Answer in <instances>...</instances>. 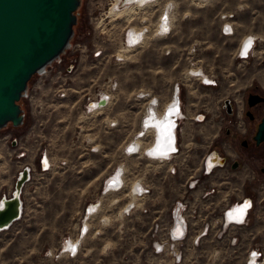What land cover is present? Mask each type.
Returning <instances> with one entry per match:
<instances>
[{"label":"rangeland","instance_id":"rangeland-1","mask_svg":"<svg viewBox=\"0 0 264 264\" xmlns=\"http://www.w3.org/2000/svg\"><path fill=\"white\" fill-rule=\"evenodd\" d=\"M113 2L82 0L70 47L62 65L55 64L51 71L66 73L67 93L48 94L57 84L50 82L53 74L35 83L40 105L33 113L27 108L28 123L14 128L22 132L40 120L41 139L55 165L31 177L20 217L0 230V264H171L169 249L156 253L152 241L164 243L160 234L169 227L174 206L187 195L188 174L204 178L197 167H190L212 146L226 150L225 126L237 131L243 127L238 125L242 118L236 123L234 114H226L223 100L230 98L241 111L244 89L256 83L264 91V0H154L112 19L107 14ZM163 15L170 19V30L158 33L156 24ZM225 23L232 25L230 34L223 33ZM127 28H146L140 44H123ZM248 35L256 37L253 48L240 58L239 45ZM95 49L100 53L93 56ZM197 68L214 84L187 73ZM177 86L184 116L176 128L179 149L169 160L152 158L144 150L153 131L138 138L137 133L149 100L155 98L162 112ZM99 91L109 92L110 102L88 110L87 96ZM134 139L140 141L138 150L124 152ZM173 162L176 173L169 172ZM261 165L257 161L252 166L257 182H264ZM118 166L125 168L126 185L107 190L104 180L119 171ZM13 171L9 166L2 176L7 185L13 183ZM136 181L146 183L148 191L135 196L131 185ZM241 189L253 192L248 184ZM259 195L263 198L258 208L264 214V189ZM90 204L95 207L89 209ZM87 205L89 211L96 208L90 215L84 212ZM250 222L242 229L247 238L237 248L217 235L204 237L193 252L199 264H243L250 236L264 244V217ZM69 237L79 238L73 250L62 246Z\"/></svg>","mask_w":264,"mask_h":264},{"label":"built area","instance_id":"built-area-1","mask_svg":"<svg viewBox=\"0 0 264 264\" xmlns=\"http://www.w3.org/2000/svg\"><path fill=\"white\" fill-rule=\"evenodd\" d=\"M231 27L232 25L230 24L223 25V33L226 34L228 32L230 34L233 31ZM129 30L130 29L127 28L123 33V44L127 47H133L140 44L141 41L138 42V35L133 33L129 34ZM156 30L158 33H166L170 30V25L167 23V20L159 19L156 24ZM240 49L238 51V57L245 58L249 55L250 49L249 53H243ZM92 53L93 56H96L100 53V50L95 49ZM62 63L63 55L57 57L54 62L47 65L41 72L35 74L36 78L34 82H32V80L29 81L28 87L22 97L25 105L23 106L25 120H27V108L31 109L33 113V108L40 105L38 94L36 95L35 83L43 81L48 78L49 75L53 74V76L50 77V82L57 84L47 90L48 94L50 96L63 97L67 93V87L64 86L67 79V76H65L66 73L59 72L60 70H58V72H51L55 64L59 66L62 65ZM100 92L106 91L95 92L87 96L85 107L88 110H98L96 108L98 105L102 108V106L107 103L106 101L105 104H100L99 99L104 97ZM91 100L95 101L96 104L90 105ZM25 101L27 102V105L25 104ZM40 124V120H35L31 124L29 123L27 128L22 132L14 131L15 127L10 125L0 129V197L2 195L10 196L19 172L23 168H27L28 171V178L25 180L21 190V213L23 209L22 194L24 193V188L27 182L35 174L40 175L50 172L55 165V158L50 154L49 149L41 139L42 132L39 128ZM124 152L130 153L132 152V149L128 150L124 147ZM175 152L176 148L171 152L173 153L172 156L164 159L169 160L174 156ZM173 163L174 164L169 168L170 173H176L178 169L176 162ZM9 166L14 167V171L11 174L14 180L12 184L7 185L6 182L2 181V176L5 172L9 171ZM214 168V166L204 164V167L201 168V172L206 176L211 174ZM251 177L253 178V174ZM198 180V177H194L192 172L188 174V179L185 184L187 195L184 197L183 201H178L179 203L174 206L171 211V222L169 227H166V229L161 232L162 234H160L164 235V243L159 242V240L152 241V250L156 253L169 249L168 252L171 255V264H199L196 254L193 255V252H196L195 249L202 242V239L208 235H217L216 237L222 238L228 247H239L243 244L244 239L247 238V236H244L247 232H243L242 229L249 226L251 224L250 221H256L264 217V214L258 208L259 203H261L260 201L263 198L259 195L264 189L263 180L259 181L257 187L250 182H247L249 183L251 190L257 191L256 197L251 196L252 193H242L235 199H232V197L229 198L227 194L221 199L218 197L220 194L219 184L221 185V183L225 182L221 181L217 184V182L212 181L209 176L203 178L201 181L199 180L200 182ZM105 183L106 179L104 180V185ZM112 184H115L114 187L107 184L106 189L116 190V188H118L117 190H119L124 188L126 185L124 167L119 171L118 179ZM195 184H200V188H195ZM134 185L138 188V196L148 191L146 183L142 182L141 184L139 181L134 182L131 187ZM3 187H5L4 190H2ZM87 209L88 205L85 208V212ZM95 209L96 208L90 211L93 212ZM183 209L184 212L182 213L181 210ZM178 220L183 227L180 236L176 235L173 231L175 227L174 224H176ZM252 238L253 236L249 237L248 245L244 248L245 253L242 262L243 264H264V244L260 241H253ZM168 242L169 246L167 245ZM185 250L190 251L191 254L186 255Z\"/></svg>","mask_w":264,"mask_h":264},{"label":"water","instance_id":"water-1","mask_svg":"<svg viewBox=\"0 0 264 264\" xmlns=\"http://www.w3.org/2000/svg\"><path fill=\"white\" fill-rule=\"evenodd\" d=\"M81 2L0 0V129L24 124V107L20 101L28 83L69 48ZM99 102L105 104L106 98H100ZM254 138L256 142L264 140V113ZM218 159L215 161H222ZM27 178V168H23L11 195L0 197V230L20 217L21 190Z\"/></svg>","mask_w":264,"mask_h":264},{"label":"flooded vegetation","instance_id":"flooded-vegetation-1","mask_svg":"<svg viewBox=\"0 0 264 264\" xmlns=\"http://www.w3.org/2000/svg\"><path fill=\"white\" fill-rule=\"evenodd\" d=\"M255 38L256 37L254 35V40ZM253 45H254V42H252L250 49L253 48ZM187 73L190 75L194 74L190 72H187ZM193 76L195 78L201 79V82L203 84H206V85L214 84V81H213L214 79L211 78V76H209L205 72H197ZM178 92H179V87L177 86L175 87L173 97L166 103V105H164L165 107L162 112L158 111V109L155 107L156 105H153L155 98H153L149 102V105L151 104L152 105L151 107H153V109H150L151 111H149L148 113L146 112L143 118V123L141 127L142 129L139 131V133H137L139 134L138 136L136 135L137 137L141 136V133H144V131H146V130L143 131V129L146 128L145 126L146 124L148 125L152 123L151 125L153 126L158 125L155 127L156 129L159 126H162L164 122L170 125L173 124V130H171L170 132V137H172L174 146L176 148V152L178 151L179 147L177 146L178 143H177V136H176V128L178 125V118L184 117L183 112L180 107L181 105L180 95ZM244 92H245V96L242 102L243 104H242L241 111H238L236 109L237 105L233 104L234 102L230 98L228 99L225 98L223 100V105L225 106V110H226L225 112L227 115L234 114L232 117L234 121L237 119L236 123L238 122V120H240L239 118H242V122L238 123L239 126L241 127L243 126L242 130H239V131L232 130L230 127L225 126L224 131H225L226 136L228 137H227V141L222 144H224V146L227 147L226 150L224 148L223 150H219L212 146V148L207 150L206 153L202 155L201 159L198 161L196 166L190 167V169L191 168L194 169L195 167H197L198 168L197 171H199L198 173H200L201 168L204 167V164L208 166H214L215 172L214 173L211 172V174L206 175V177L209 176L212 181L220 180V182L223 181L226 183L234 184V182H236L237 179L239 180L242 179L241 187H244L245 184H248L249 186V183L247 182H250L255 187H257L259 181L257 182V179L253 174L254 168L252 166H254L257 161H261L263 165H261L259 169L261 171H264V140L256 142V139L254 138V133L256 131L261 115H263L264 113V91L260 90V87L256 83H252L250 84L248 88L244 89ZM108 98L109 97H107V99ZM197 114L198 116H201V115H203V117L205 116L203 112L202 113L198 112ZM231 123L233 124L232 121ZM153 140L155 142V139ZM133 141L134 140L129 141L126 144L125 148L128 149L129 144ZM154 142L153 143L151 142V143L154 144ZM150 145H149V148H150ZM197 145L202 146V143L199 142ZM135 147L132 150L136 151ZM218 157L222 158L221 162L215 161V159L219 160ZM208 161L212 162V164H209ZM233 165L234 167H232ZM230 171L231 172L236 171V172L230 173ZM252 174H253V178L251 177ZM194 177H198V179L200 180L199 175H194ZM187 179H188V176L186 177V181ZM242 193L244 192L241 189V194ZM248 194H251V193H248ZM251 196L256 197L257 191L254 190Z\"/></svg>","mask_w":264,"mask_h":264},{"label":"bare ground","instance_id":"bare-ground-1","mask_svg":"<svg viewBox=\"0 0 264 264\" xmlns=\"http://www.w3.org/2000/svg\"><path fill=\"white\" fill-rule=\"evenodd\" d=\"M152 1H154V0H114V2H113V5H112V7L109 9V13L107 14L108 16H110L112 19L113 18H115V17H117V16H120V15H122V14H129L130 12H132V9H133V7L134 6H136V5H147V4H149V3H152ZM121 2H124V4H123V6H120L119 4L121 3ZM122 4V3H121ZM169 14V13H168ZM167 15V14H166ZM162 20H167V23H170V19L168 20V18H166V16L165 15H163L162 16ZM229 23H226L225 25H228ZM134 32H136V33H134ZM129 34H131V33H133V34H137L138 35V42H142V40L144 39V37H145V34H146V28H141V29H136V28H131V30L128 32ZM228 33V32H227ZM226 33V34H227ZM143 36V37H142ZM142 38V39H141ZM252 42H254V37L253 36H251V35H248V36H244V38L242 39V41H241V43H240V45H239V49H240V51H242L243 53H248L249 52V49L251 48V45H252ZM130 49V48H129ZM239 51V50H238ZM237 51V52H238ZM190 73H194L193 75H195V73H197V72H201L200 71V69L199 68H197V69H191L190 71H189ZM198 75V74H197ZM196 75V76H197ZM106 95H108V96H106ZM102 96H104L105 98H106V101H107V103H109L110 102V95L108 94V93H103L102 94ZM107 97H109L108 99H107ZM109 100V101H108ZM151 101V100H150ZM149 101V102H150ZM107 103L105 104V105H103V106H106L107 105ZM94 104H96L95 103V101H93V100H91L90 101V105H94ZM153 105H156V102L154 101L153 102ZM102 106V107H103ZM152 105L150 104L149 105V107L147 108V112H149V111H151L150 109H153V107H151ZM97 109H99L100 110V106L98 105L97 107H96ZM176 108V107H175ZM157 113V112H156ZM169 114V113H168ZM180 114V113H179ZM156 115V114H155ZM160 115V114H159ZM158 115V116H159ZM166 121V120H165ZM168 121V120H167ZM153 122H154V120H153ZM170 122V121H169ZM173 123V122H172ZM171 123V124H172ZM152 124V123H151ZM151 124H146L145 126H146V128H144L143 129V131L144 130H148V129H151L153 132V135H154V138L153 139H155V142H154V140L152 141V143L154 142V144H152V145H150V148H149V146H147L146 148H145V152L150 156V157H152V158H159V160L160 159H164V158H168V157H170V156H172V154L173 153H171V152H173L174 150H175V146H174V142H173V140H172V137H170V132H171V130H173V124L172 125H170V124H167L166 122H164L163 124H162V126H159V127H157V129L155 128L156 126H158V125H156V126H153V125H151ZM154 124V123H153ZM142 129V128H141ZM172 133H174V132H172ZM174 137V136H173ZM138 138V137H137ZM172 140V141H171ZM134 143H135V145H134ZM136 146V147H135ZM138 146H140V141L138 140V139H134V141L133 142H131L130 144H129V146H128V149H133L134 147H135V149L137 150L139 147ZM162 159V160H163ZM120 167V166H119ZM121 168L122 167H120V168H118V169H120L119 171H121ZM119 171H114L115 173H111L107 178H106V185L107 184H110L111 185V187L113 186L114 187V185L115 184H112L115 180H117L118 179V172ZM136 182H138V181H136ZM141 184H142V182H141ZM136 185H134L133 187H132V192H133V194L136 196V194L138 195V193H139V191H138V188L137 187H135ZM133 203V201L131 200V201H129L125 206H124V210H125V208L126 209H128V206H130L131 204ZM96 204V203H95ZM91 205V204H90ZM93 207H95V205L94 204H92L90 207H89V209L90 208H93ZM88 211V210H87ZM84 212H85V209H84ZM87 214H89L90 215V212L88 211V212H86ZM87 218V217H86ZM106 219H107V217H105ZM175 225V227H174V233L176 234V235H179L180 236V233H181V231H182V225H181V222L178 220L177 222H176V224H174ZM85 227H88V223L85 221ZM85 227H83V229L85 228ZM83 229H82V231H83ZM82 231H79V234L82 232ZM66 241V240H65ZM63 242V244H62V246H65L64 248L65 249H69V250H73V249H75L76 248V246H77V244H78V241H79V238L78 237H76L75 239L74 238H71V237H69L68 238V240L66 241V242Z\"/></svg>","mask_w":264,"mask_h":264},{"label":"crops","instance_id":"crops-1","mask_svg":"<svg viewBox=\"0 0 264 264\" xmlns=\"http://www.w3.org/2000/svg\"><path fill=\"white\" fill-rule=\"evenodd\" d=\"M236 171H230V173H235ZM119 175V172H118ZM215 182H220V180H215ZM242 179L239 180L237 179L236 182H234V184L231 183H221V185L219 184L220 187V194L218 197H220V199L224 196H226V194L229 196V198L232 197L236 198L237 196L239 197L241 195V185H242ZM224 185V186H222Z\"/></svg>","mask_w":264,"mask_h":264},{"label":"trees","instance_id":"trees-1","mask_svg":"<svg viewBox=\"0 0 264 264\" xmlns=\"http://www.w3.org/2000/svg\"><path fill=\"white\" fill-rule=\"evenodd\" d=\"M20 103L22 104V101H20ZM23 105V104H22ZM27 123V120H25V122H24V124L23 125H25ZM11 126V125H10ZM19 127H21V126H19Z\"/></svg>","mask_w":264,"mask_h":264}]
</instances>
